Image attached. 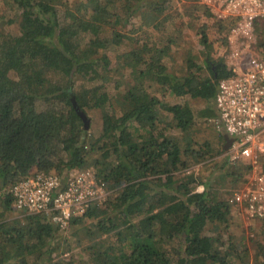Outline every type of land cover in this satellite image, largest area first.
Listing matches in <instances>:
<instances>
[{
	"label": "trees",
	"instance_id": "trees-1",
	"mask_svg": "<svg viewBox=\"0 0 264 264\" xmlns=\"http://www.w3.org/2000/svg\"><path fill=\"white\" fill-rule=\"evenodd\" d=\"M193 1L0 0V264H264V219L247 244L222 236L242 218L221 195L242 169L225 158L203 181L179 179L225 143L203 124L230 75L218 55L231 23ZM185 21L196 54L180 48ZM154 23L159 41L137 35ZM88 168L111 193L66 229L10 219L17 182Z\"/></svg>",
	"mask_w": 264,
	"mask_h": 264
},
{
	"label": "built area",
	"instance_id": "built-area-1",
	"mask_svg": "<svg viewBox=\"0 0 264 264\" xmlns=\"http://www.w3.org/2000/svg\"><path fill=\"white\" fill-rule=\"evenodd\" d=\"M217 20L231 23L220 58L230 75L218 82L213 105L216 116L203 126L227 137L223 150L232 166L246 163L241 185L228 204L242 218L264 219V0H198ZM92 170L36 172L14 184L12 208L21 214H46L60 230L82 216L89 205L111 193Z\"/></svg>",
	"mask_w": 264,
	"mask_h": 264
},
{
	"label": "rangeland",
	"instance_id": "rangeland-1",
	"mask_svg": "<svg viewBox=\"0 0 264 264\" xmlns=\"http://www.w3.org/2000/svg\"><path fill=\"white\" fill-rule=\"evenodd\" d=\"M63 1H64V3H69V4H73V2H75V0H63ZM187 1L190 2L192 0H174L175 8L179 7L181 4L187 3ZM193 4H195V6H197V8L201 7L199 1H197V0H194ZM203 22H204L205 26L210 27L212 25L213 20L211 17L208 16L207 18L203 19ZM176 26H177V24H176ZM178 28L180 29L181 35H182V38L180 40V45H181L180 48H183V49L185 47L188 49L190 48L193 52L192 54L198 53L201 48L196 43L197 37H196L195 32H196L197 27L193 26L190 21H185L182 23V25L178 26ZM145 33L147 35L151 36L150 38H152L153 41H155V40H156V42L159 41V35H161V32L158 33L156 31L155 23H154V25H150L147 29L143 28L137 35L138 36L141 34L145 35ZM175 63H178V64L181 63L180 54L177 55ZM199 132H201V133L199 134V136L198 135L197 136L199 138H202L203 136H205V133H207L208 130L201 129ZM224 161H226L225 160V154L222 151V152L218 153L213 158V161L202 162V163L194 165L191 168L180 173L179 179H182L183 181H185V180L189 181L190 179H188V178H192V180L194 181L193 183H198L200 181L205 180L207 177L212 176L209 174V170L212 168L213 169L217 168V167L219 168L223 164ZM238 163H239L238 166L240 167V169H242V176L238 181L235 182V184H237V185H238V183L241 182L242 177L245 175V173L247 171V168L245 167V165H246L245 162L239 161ZM224 167L226 168L225 171L230 172V168H232L233 166L231 164H229L228 162H226V165H224ZM84 170L94 171L92 168H88V169H84ZM235 184H233L231 188H228L231 191L229 194H231L232 191L235 189V187H236ZM190 185H192V184H190ZM196 189H197L196 191H201L203 189V187H201L200 185H197ZM221 193H222L221 195H223L224 198L230 197L229 194H226L224 189H222ZM20 218H22V215H20V213L14 212L13 215H11L10 219H20ZM232 222L234 223V227H236V228H233V226H232L230 232H227V233L225 231H222V236L225 237V236H229L230 234H233L234 235L233 238L235 239V240L234 239L233 240L236 242L237 245H240L242 238H244L243 242L245 244H247V238H248V236L251 235V231H250L251 227L254 228V227L258 226L260 223L258 220H249V219H246L244 217L240 218V217H236V216L233 217Z\"/></svg>",
	"mask_w": 264,
	"mask_h": 264
},
{
	"label": "water",
	"instance_id": "water-1",
	"mask_svg": "<svg viewBox=\"0 0 264 264\" xmlns=\"http://www.w3.org/2000/svg\"><path fill=\"white\" fill-rule=\"evenodd\" d=\"M82 117V119L84 120L85 122V127L87 128L88 127V124H89V120L83 115V113H79ZM224 140H225V144H224V147L223 149L224 150H227V148L229 147L230 145V140L227 139V137H224Z\"/></svg>",
	"mask_w": 264,
	"mask_h": 264
},
{
	"label": "crops",
	"instance_id": "crops-1",
	"mask_svg": "<svg viewBox=\"0 0 264 264\" xmlns=\"http://www.w3.org/2000/svg\"><path fill=\"white\" fill-rule=\"evenodd\" d=\"M225 144V143H224ZM224 147V146H223ZM224 150V149H223Z\"/></svg>",
	"mask_w": 264,
	"mask_h": 264
}]
</instances>
